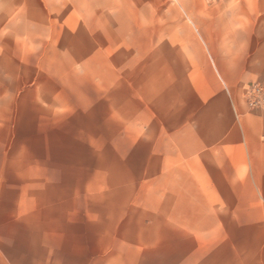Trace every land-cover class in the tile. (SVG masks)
Masks as SVG:
<instances>
[{"label":"rangeland","instance_id":"obj_1","mask_svg":"<svg viewBox=\"0 0 264 264\" xmlns=\"http://www.w3.org/2000/svg\"><path fill=\"white\" fill-rule=\"evenodd\" d=\"M219 1L0 0V176L24 206L47 195V264H195L204 239L229 259L150 167L166 119L213 91Z\"/></svg>","mask_w":264,"mask_h":264},{"label":"crops","instance_id":"obj_2","mask_svg":"<svg viewBox=\"0 0 264 264\" xmlns=\"http://www.w3.org/2000/svg\"><path fill=\"white\" fill-rule=\"evenodd\" d=\"M216 4L221 14L214 17V35L199 32L213 91L206 96L203 90L152 138L151 176L162 195H177L178 210L198 212V230L229 233L228 260L218 240L208 246L204 239L194 246L202 259L195 264H264V103L251 107L243 95L246 85L264 87V0ZM9 183L0 176V264L10 262L16 233L23 236V263L47 264V195H33L27 207L32 195H8Z\"/></svg>","mask_w":264,"mask_h":264},{"label":"built area","instance_id":"obj_3","mask_svg":"<svg viewBox=\"0 0 264 264\" xmlns=\"http://www.w3.org/2000/svg\"><path fill=\"white\" fill-rule=\"evenodd\" d=\"M248 98L252 107H261L264 103V87L259 84L250 85Z\"/></svg>","mask_w":264,"mask_h":264}]
</instances>
